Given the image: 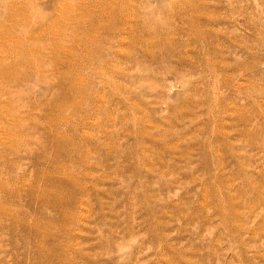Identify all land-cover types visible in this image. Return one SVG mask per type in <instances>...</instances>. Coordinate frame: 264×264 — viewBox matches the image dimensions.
Listing matches in <instances>:
<instances>
[{
  "label": "rangeland",
  "instance_id": "rangeland-1",
  "mask_svg": "<svg viewBox=\"0 0 264 264\" xmlns=\"http://www.w3.org/2000/svg\"><path fill=\"white\" fill-rule=\"evenodd\" d=\"M0 264H264V0H0Z\"/></svg>",
  "mask_w": 264,
  "mask_h": 264
}]
</instances>
